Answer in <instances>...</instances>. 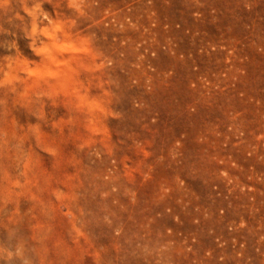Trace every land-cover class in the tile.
<instances>
[{
  "label": "rangeland",
  "instance_id": "obj_1",
  "mask_svg": "<svg viewBox=\"0 0 264 264\" xmlns=\"http://www.w3.org/2000/svg\"><path fill=\"white\" fill-rule=\"evenodd\" d=\"M33 2L68 48L0 7V264H264V0Z\"/></svg>",
  "mask_w": 264,
  "mask_h": 264
},
{
  "label": "clouds",
  "instance_id": "obj_2",
  "mask_svg": "<svg viewBox=\"0 0 264 264\" xmlns=\"http://www.w3.org/2000/svg\"><path fill=\"white\" fill-rule=\"evenodd\" d=\"M69 6L73 8H80V4L76 3L75 0H70ZM0 7H2L5 11H13V16L9 18L17 19L21 22L25 21V17L21 16L18 11L15 9H22L24 13L30 17V27L25 25V35L30 39L29 47L37 56H43L55 62V57L53 56V50L57 52L66 51L68 46L57 42V32L61 31V26L59 24H53L51 20L48 21V26L41 27L38 26L37 17L42 16L43 19L47 20L48 17L40 12L41 4L40 3H30V0H11V2H7V0H0ZM43 38H47L42 39ZM18 71L25 72L28 75H32L33 73L29 71L27 66L25 65L22 68H19ZM16 77H13L15 79ZM28 161L24 162V167H28ZM17 256L21 255L20 250L17 249ZM47 254V249H45V255ZM12 254L9 253V256ZM24 264H30V261L25 260ZM37 264H44L43 257L38 258Z\"/></svg>",
  "mask_w": 264,
  "mask_h": 264
}]
</instances>
